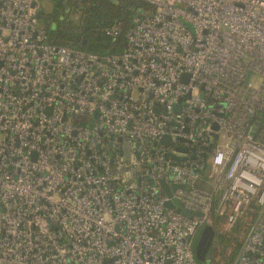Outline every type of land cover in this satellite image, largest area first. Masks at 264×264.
I'll return each mask as SVG.
<instances>
[{"label":"built area","instance_id":"1","mask_svg":"<svg viewBox=\"0 0 264 264\" xmlns=\"http://www.w3.org/2000/svg\"><path fill=\"white\" fill-rule=\"evenodd\" d=\"M138 1L99 55L0 0V264H264V0Z\"/></svg>","mask_w":264,"mask_h":264},{"label":"trees","instance_id":"2","mask_svg":"<svg viewBox=\"0 0 264 264\" xmlns=\"http://www.w3.org/2000/svg\"><path fill=\"white\" fill-rule=\"evenodd\" d=\"M60 2V6L54 5L50 13L39 16L48 40L56 45L99 55L106 54L111 46L123 40L122 36L116 42L107 38L104 35L107 26L114 21H120L124 33L129 28L132 18L147 9V5L138 0H60ZM238 244V240L234 238L216 236L214 246L223 254V264L231 263Z\"/></svg>","mask_w":264,"mask_h":264},{"label":"water","instance_id":"3","mask_svg":"<svg viewBox=\"0 0 264 264\" xmlns=\"http://www.w3.org/2000/svg\"><path fill=\"white\" fill-rule=\"evenodd\" d=\"M43 14V11L39 12V16ZM85 42H83L84 44ZM109 54H113L114 50H110ZM162 144L168 146L170 145V140L168 137H164L160 141ZM124 160H129V145H124ZM177 163L179 162L176 159ZM163 189L168 197L171 195V191L163 186ZM165 208L174 210L177 214H180L184 217L191 218L192 215L201 216L200 213H191L189 210L184 209L182 205L177 200L167 201L164 204ZM215 232L210 226H204L201 231L200 235L197 239V242L193 244V253L196 262H203L205 259H209L212 253L213 244L215 242ZM208 256V257H207Z\"/></svg>","mask_w":264,"mask_h":264},{"label":"rangeland","instance_id":"4","mask_svg":"<svg viewBox=\"0 0 264 264\" xmlns=\"http://www.w3.org/2000/svg\"><path fill=\"white\" fill-rule=\"evenodd\" d=\"M40 1V6H41V11H43V13H50L53 10V5H54V0H39ZM202 228H199L197 230V232L195 233V236L193 238V244L197 242V239L200 235V231ZM218 231V228L216 229ZM226 238H231V236H226ZM215 251H214V255L211 261H203V262H197V264H223L224 260H223V254L218 250V248L216 249V247L214 246Z\"/></svg>","mask_w":264,"mask_h":264},{"label":"flooded vegetation","instance_id":"5","mask_svg":"<svg viewBox=\"0 0 264 264\" xmlns=\"http://www.w3.org/2000/svg\"><path fill=\"white\" fill-rule=\"evenodd\" d=\"M60 4H61L60 0H54V5H56V6H60ZM54 5H53V6H54ZM214 251H215V248H214V244H213L212 253H211V255H210V258H209V259H205V261H211V260H212L213 255H214ZM207 257H208V256H207Z\"/></svg>","mask_w":264,"mask_h":264}]
</instances>
